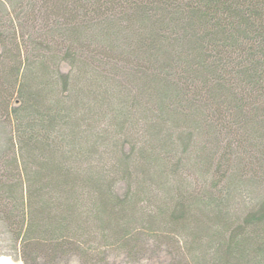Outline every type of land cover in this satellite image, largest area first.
I'll list each match as a JSON object with an SVG mask.
<instances>
[{"label": "trees", "instance_id": "1", "mask_svg": "<svg viewBox=\"0 0 264 264\" xmlns=\"http://www.w3.org/2000/svg\"><path fill=\"white\" fill-rule=\"evenodd\" d=\"M0 43V221L27 262L264 264V0H0Z\"/></svg>", "mask_w": 264, "mask_h": 264}, {"label": "rangeland", "instance_id": "2", "mask_svg": "<svg viewBox=\"0 0 264 264\" xmlns=\"http://www.w3.org/2000/svg\"><path fill=\"white\" fill-rule=\"evenodd\" d=\"M2 50V45L0 43V51ZM65 71L67 67L63 65ZM4 129L9 132L10 126L5 125ZM0 129V145L2 143V138L4 137L5 130ZM119 191L123 190V185H120ZM153 246L147 247L143 253L140 252L135 257H127L121 250H113L108 248L105 251V258L107 264H170L173 259V254L166 245L162 244H152ZM46 257L42 255L36 261L37 264H85L83 259L78 257L76 254L64 253L59 254L57 257ZM0 258H5L6 264H33V256L29 257V262H27V256H25L21 245L17 243L13 236L11 235L5 224L0 221ZM95 257H91L93 259ZM98 258L102 259L101 255ZM104 259V258H103ZM26 261V262H25Z\"/></svg>", "mask_w": 264, "mask_h": 264}, {"label": "bare ground", "instance_id": "3", "mask_svg": "<svg viewBox=\"0 0 264 264\" xmlns=\"http://www.w3.org/2000/svg\"><path fill=\"white\" fill-rule=\"evenodd\" d=\"M5 261H6L5 258H0V264H6Z\"/></svg>", "mask_w": 264, "mask_h": 264}]
</instances>
